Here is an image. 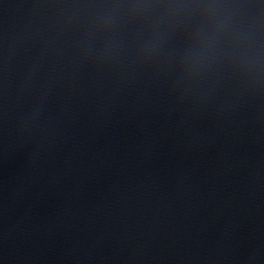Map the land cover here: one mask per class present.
Instances as JSON below:
<instances>
[{
    "label": "water",
    "instance_id": "obj_1",
    "mask_svg": "<svg viewBox=\"0 0 264 264\" xmlns=\"http://www.w3.org/2000/svg\"><path fill=\"white\" fill-rule=\"evenodd\" d=\"M0 264H264V0H0Z\"/></svg>",
    "mask_w": 264,
    "mask_h": 264
}]
</instances>
